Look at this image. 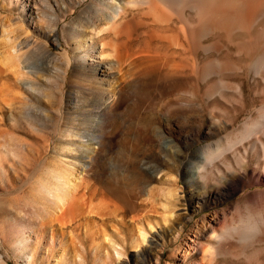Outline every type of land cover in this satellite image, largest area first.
Returning <instances> with one entry per match:
<instances>
[{
	"label": "rangeland",
	"instance_id": "rangeland-1",
	"mask_svg": "<svg viewBox=\"0 0 264 264\" xmlns=\"http://www.w3.org/2000/svg\"><path fill=\"white\" fill-rule=\"evenodd\" d=\"M25 1L0 0V69L6 67L3 63L7 65L8 39L19 38L20 30L17 26L20 24V27L26 30L32 40H35L36 43H38L37 41L42 42L48 51L58 55L59 58L63 52L62 48H68L71 62L63 89L67 90L70 84H73L72 88H74L77 83H80V80L76 74L70 73V65L73 63V56H78V52L72 51L71 44L66 42L61 34V44L52 43L54 35H51L48 26L43 24L44 29L34 28L22 12ZM40 1L37 0L36 4L38 5ZM44 1L51 2L53 6L57 5L58 16L71 4L68 20L79 10H83L82 15L90 13L89 8H86L85 11L83 9L84 4L90 0L81 3H76L78 0ZM183 1L185 2V0ZM189 1H192L190 5H188L190 2L180 3L183 4L182 8L179 6L180 4L177 7L174 4L169 6L165 3L166 6H164L158 0H140L138 2L137 0H127L128 8H130L126 14L128 16H124L123 21L121 20L117 26L118 28L124 26L127 21L130 26L128 23L129 28L126 24L125 27L119 29L116 26L115 33L111 38L112 40L117 39L114 42H120L119 45L122 47L119 48L117 44L118 49L116 47L115 55L123 57V54L116 53L128 51L125 55L130 56L129 60L125 56L123 58L120 56V59L116 57L115 65L117 62L118 65L121 63L120 61H123L121 66L118 65V68H114L115 71L117 69L118 75L116 73L113 76L108 74L102 85L94 83L96 90L94 95L98 93L96 87H104L116 79L120 83L123 82L122 87L126 94L129 93V99L116 108L117 114L114 112L115 114L110 116L108 125L103 123L104 121H97L98 123L91 121L87 125L89 130L108 127L109 135L114 136L116 142L110 151H99L95 162H85L83 168L82 164L69 159V161H74L76 166L70 177H75L74 180L76 179L75 181L78 182L81 179L84 180L81 182L82 186L80 185L78 193L75 196L70 193L71 196L67 195V198L69 196L70 199H73L77 195L81 199H86H82L81 205L84 208L79 215H75L73 212H68L69 214L66 213L65 216L58 215L55 219L56 223L54 219L52 222L49 221L52 215L46 213L44 237L41 238L42 241L40 240L42 244L37 246L33 264H75L74 259L76 264H79V257H75L80 249L79 240L87 248V257H92L91 252L94 247L98 250L97 254H103L106 248H109L108 251L112 253V245L115 243L124 245L125 250L118 260L125 259L124 264H141V255L148 247L149 242L147 244L141 242L139 246H136L140 240V229L147 232L146 236L149 239L151 236L163 235V239L159 240L164 243V247L162 249L157 247L155 254L149 255L144 264H183L181 258L183 253H186L185 250L183 252L185 248L183 240L179 239L174 244H170L173 230H178L179 223L183 221L182 218H176V214L190 217L184 230L185 233L182 235V238L185 239L194 234L193 231L197 225L204 224L215 214L218 216V221L214 224L213 229L217 232L227 226H236L248 214L255 212L260 206L259 202L263 201L264 124L257 128L258 130L256 129V132L253 133L255 135L252 134L245 138L246 140L242 139V142L232 143L231 146H228L227 143L231 139L235 142L243 126L259 119L260 111L264 109V63L259 66L253 63L254 59L264 50V0H224L229 1L227 5H233L230 8L224 5L223 0H221V7L220 3L219 6L216 4L218 2L216 0H214L216 3L212 0V2L203 0L206 3L201 2L202 0ZM75 3L76 6L73 7L72 4ZM142 3L144 4L142 5ZM152 3L153 7L150 11ZM197 3H205L204 6H206L200 8L201 4ZM210 3L215 4L214 7L209 6L212 5ZM185 4L187 5L184 6ZM155 5L160 9V13ZM163 7H165L164 10ZM172 7H177V9H172ZM237 7L240 9L238 10ZM135 8H139L138 11ZM234 9L235 12H238L237 19L234 17L219 18V14L222 15L220 11L229 13ZM215 11L220 13H215ZM163 12L164 14H161ZM157 13L162 15L160 16L164 18V21L162 18L161 21L158 20L160 16L156 15ZM165 13L168 14V17ZM58 16L57 22L53 23V28L57 26V29L62 31L63 23H66V20ZM117 32L121 34L115 35ZM7 36L8 38H6ZM140 52H147V54L145 53L147 56L137 58L136 55L139 56ZM131 54L133 55L131 56ZM147 58L145 63L144 60ZM151 58L153 59L150 60ZM42 59L37 62L44 61L38 64L39 70H41L39 72H43L44 75V72L47 74L49 71L42 65L48 60L47 57ZM92 59L97 60L96 57ZM165 62V66L160 65ZM49 67L51 66L49 65ZM129 67L134 69L130 70ZM138 68L140 71H145L141 72L143 75L139 73L140 71L138 72ZM146 69L148 70L146 71ZM119 70L122 71L119 72ZM124 71L127 75L123 74ZM5 72H0V75L5 76ZM130 75L134 79L129 77ZM115 76H118V79ZM110 77H112L111 81ZM2 80L3 78H0V83ZM108 81L110 82L108 83ZM46 89L48 93L46 90L43 98L49 97L57 102L56 87L47 85ZM52 94L54 95L52 96ZM4 121H0V131H5V134L4 131L0 132V142L6 138L8 131L11 133L7 127V121ZM98 126L100 127L98 128ZM103 126L104 128H102ZM53 127L49 125L48 130L45 129L47 131L44 133L46 138L51 141L55 138ZM157 130L162 135L161 144L157 142L155 136ZM48 131L50 132L48 133ZM14 133L17 136L19 134L21 138H30L23 132L12 129V134ZM37 141L40 146L41 139ZM219 147L225 150L218 153ZM1 149L0 155H2ZM22 151L25 152H21V156L25 153L29 156V158L26 155L25 158L23 157L25 162H28L24 167L26 172L19 169L20 172H15V175L9 168L8 173H11H7L6 178L0 177V253L5 264H30L28 245L23 248L22 252L17 246H19L21 238L26 237V234H30V237H27L26 240L23 239L24 242L32 245L36 240L37 228L33 231L30 230V227V229L28 227L23 229L22 224L25 223V220L22 222L23 220L20 221L18 217L14 218L7 212L13 211L11 207L20 203L22 196L24 197L25 193L27 194L31 191L30 189L36 186L32 180L37 175H41L40 169L52 162L49 152L39 150L40 152L36 154L37 157L31 158V152L28 153L25 149ZM201 152H204L207 157L209 155L210 158L212 157L210 164L209 162L205 164L206 168L203 169L204 187L192 180L193 178L187 179L183 173L186 164H200L198 155ZM33 160L34 162H32ZM31 163H34V166ZM27 170H29V174ZM146 171L149 175L146 174ZM229 181H234L237 189L223 190V184H227ZM30 182L33 183L29 184ZM81 193L83 195H80ZM203 193L211 194V197L206 199ZM22 211L24 210L19 211V217L24 219L27 217V213ZM35 218L34 224L37 227L39 217L38 220L37 217ZM149 226L153 227L149 228ZM9 229H12L15 234L12 241L9 237L7 239L5 236L2 237L4 231ZM51 229L53 234H58V237L55 235L53 243H50ZM60 231L63 233L61 234ZM236 233H234L235 238L232 236L230 240L226 239L221 242L222 245H225L220 246V244L219 248L217 246L212 248L213 241L208 238L211 235L209 232L200 240L202 239V244H208L211 247L205 246L194 254H185L183 262L192 264L190 259L195 257L202 260L204 264H264V233H253L251 236H247V240L241 238L245 240L244 243H241L242 240L238 239V233ZM71 236L72 239H70ZM60 237L64 240L63 243L58 240ZM249 238L251 239L248 241ZM178 245L183 247H179L181 251L177 253H175L176 250L169 249H177ZM204 249L207 250L205 252L207 256ZM172 254L176 256H174L175 259L171 256ZM113 257L117 260L115 255ZM106 260L105 262L95 261L92 257V259L87 258V263L119 264L109 259Z\"/></svg>",
	"mask_w": 264,
	"mask_h": 264
},
{
	"label": "bare ground",
	"instance_id": "bare-ground-1",
	"mask_svg": "<svg viewBox=\"0 0 264 264\" xmlns=\"http://www.w3.org/2000/svg\"><path fill=\"white\" fill-rule=\"evenodd\" d=\"M36 1L37 0H33V3H31V4H30L31 0L25 1V3L22 6V12L24 13V16L26 17L27 20H29L30 24L33 25L34 28L44 29L43 24L48 26L51 35L52 34L54 35L52 43L56 42V43L61 44V41H60V34H61V35H63L62 38H65L66 42L71 44L72 51L78 52L77 53L78 56H73V63L70 65V73L76 74L77 75L76 77H78V79L80 80V83L78 84L77 82H75V83H77V85L74 86V88H72L73 84L71 85L69 83L70 85L68 86L67 90L64 91V89H63L64 84L66 83V80H67L68 66L71 62L70 61L71 57L69 55V50L67 47L62 48L63 52L61 54V57L59 58V57H57L58 55L56 56V54H53L52 52L48 51L42 42L40 43L39 41H37L38 43H36L35 40H32V38L30 36H28L29 34H27L26 30H24L22 27H20V24L17 26L20 30L19 38H13L12 37V38L8 39L7 47H8L9 52H7L8 55L6 57L7 58V65H5L3 63V65L6 67L0 69V72L6 71L4 74L5 76H3V74L0 75V78H3V80L0 83V119L2 121H4L6 119L4 122L7 121L6 122L8 124L7 127H9L8 129L11 130V133L8 131L6 138H4L5 137L4 136L3 137L4 140L2 139L3 141L0 142V149L2 146V149H1L2 155H0V177L2 178V177L7 176V173L9 172V168H10V171L14 172L15 175H16V173L20 172L19 169L24 171L25 164L28 163V162L26 163L25 159H24L26 153H25V155L23 154L24 156L23 155L21 156V152H25V151H22L24 149L27 150L28 153L31 152L30 153L31 158L32 157L35 158L36 154L39 153L41 150H43L45 152H49L50 158L52 160V162H50V163L48 160L47 162L49 164H46L43 169L42 168L40 169V171L42 172L41 175H37L35 178H33L34 180L31 179L32 181H34L36 183V186L35 187L32 186L33 189H30L31 191L28 192L27 194L25 193L24 197L22 196L23 195V193H22V195H21L22 198L20 199L21 202L19 201L20 203H16L15 206L13 205L11 207L13 211L7 212L5 210L7 212V214H11L12 217H14V218L18 217L20 221L23 220L22 222H24V220H25V223L22 224V226H24L23 229L25 227H28V228L30 227L31 229L30 228L29 229L33 231V230H36V228H37V234L38 235L36 234V240L32 245L26 244L27 242L26 243L24 242L27 237H30L29 236L30 234H26L25 238H21V240L19 239L20 240L19 246H17L19 248V251L22 252L23 248H25L28 245L30 264H33L32 262H34V259H35V252H36L37 246L40 245V243L42 241L41 238L44 237L43 236V234L45 233L44 222H46V221H44V217H45L46 213L52 215L51 217L47 216V217H50L49 221L52 222L53 219H54V221H55V219H57L58 215L63 216L64 214H66L68 212L69 213L73 212L75 215H79V213H81V211L84 208L81 205L82 199H84V198L81 199V197H77V195H76V197H73V199L72 198L70 199L69 196L67 198V195H70V193L73 194L74 196L76 193H78V191L80 190L79 187L81 185V182L84 180V179H81V181L78 182V181H75L76 179L74 180L75 177L74 178L70 177V175H72L74 169L76 168L74 161H77L78 163L82 164V168H83V164L85 162H89V161L95 162L97 160L96 155L99 151H102V150L110 151V149L113 147L114 143L116 142L115 137L109 135L110 133L108 132V127L104 128V126H103L102 128H104V129L89 130L90 128L89 129L87 128V125H89L88 123L91 121H94L95 123L104 121L103 123H106L108 125V120L111 119L110 116L114 112L116 113V111H115V110H117L116 108L123 105L129 99V93L126 94L125 89H123L124 87H122L123 82L120 83V81H118L116 79L104 87H102V86L96 87L98 90L97 91L98 93L96 95H94V93L96 92V90L94 88L95 87L94 83H96L98 85H102V83H104L105 77L108 74H111L113 76L114 73H116V74L118 73L117 69L115 71L114 68L115 67L118 68L119 67L118 65L121 66V63L123 62V61L118 60L121 63L117 65V63H118L117 62L115 65L116 57L118 59L121 56L120 55L118 57V55L117 56L115 55L116 47H117V44H118L119 48L121 47V45H119L120 42H118V41H115V42H117V43H115L114 40H117V39L112 40L111 37L115 33L114 30H116L115 27L117 26V24L121 20L123 21L124 16H128L126 14H127V11L130 10V8H128L129 5H128L127 0L126 1L125 0H90L89 2L84 4V7H83L84 11L86 8H89L90 13H88L86 15V13L84 12L85 15H82L81 13L83 12V10H79L78 12L75 13L74 16H71L70 19L68 20L67 16L71 13V9L69 8L71 5L70 4L68 6V8L65 9L63 11V13L60 15L62 19L66 20V23H63L62 31L57 29V26L53 28V23H56L58 20V18H57L58 15L56 12V11H58L57 5L55 4V6H53V4L51 2L46 3L44 0H41L37 5ZM84 1H86V0H78L76 3H81ZM138 1H140V0H137V2ZM142 1H145V0H142ZM158 1H159V3L160 2L163 3L164 6H166L165 3H167V5H169V6L171 4H174L177 7L180 3L184 2L183 0H158ZM208 1H211V0H208ZM212 1H214V0H212ZM216 1H218V2L216 3L214 1V3H216L217 5L220 3V7H221L222 6L221 0L220 1L216 0ZM251 1H253V0H251ZM191 2L192 1H189V0H188V2H186V0H185L184 3H189L188 5H190ZM201 2H205V1L202 0ZM226 2L227 1H224V5H227L229 1L227 3ZM239 2H241V1H239ZM76 3L72 4L73 7L76 6ZM144 3H142V5ZM153 3H155V2H153ZM153 3L150 6L151 7L150 11L153 7ZM208 3H207V6H208ZM241 3H243V2H241ZM197 4L200 5L201 3H197ZM204 4L202 3L200 8H202V6L205 7L206 5L204 6ZM210 4H212V3H210ZM238 4H240V3H238ZM261 4H263V3H261ZM186 5L187 4H185L184 6H186ZM214 5L215 4H212L209 6L214 7ZM179 6H181L183 8V4H180ZM227 6H229V5H227ZM232 6L230 5L229 8ZM234 6H236V5H234ZM255 6H256V4H255ZM77 7H80V6H77ZM131 7H133V6H131ZM155 7H156V5H155ZM159 7H161V6H159ZM177 7H172V9L173 8L177 9ZM197 7H199V6H197ZM164 8L165 7H163L162 9L164 10ZM167 8H169V7H167ZM225 8H228V7H225ZM138 9H136V10L138 11ZM239 9H240V7L238 8V10ZM158 10L160 13V9H158ZM180 10H181V8H180ZM222 11H220L222 13V15L219 14V18H222V19L223 18L227 19L229 17L236 18L237 14H238V12H235L236 11L235 9L233 11H229V13H226L227 11L223 13ZM132 12H133V10L131 11V14L133 15ZM156 12H154V13H156ZM216 12H219V11H215V13ZM167 13H168V11H167ZM167 13H165L166 16L168 15ZM161 14H164V12ZM161 14L158 15V13H157L156 15L160 16ZM132 15H130V16H132ZM60 16H58V17H60ZM161 16L158 20L161 21V18H162V21H164V18ZM240 17H242V16H240ZM216 18H218V17H216ZM125 20H124V23L126 22ZM158 20H157V22H159ZM127 23H128V21H127ZM127 23H125V24L127 25ZM125 24H124V26L122 24H119V25H122V26H119V28L125 27L126 26ZM129 26H130V24H129ZM129 26H128V28H129ZM131 26H132V24H131ZM116 28H118V26ZM122 28H121V30H122ZM206 28H208V27H206ZM118 33L121 34L120 32H117V34H115V35H118ZM127 33H125V34L127 35ZM6 38H8V36ZM161 39H162V36H161ZM175 40H176V38H175ZM45 43H47V42H45ZM118 47H117V49H118ZM127 52L125 51V53H122V51H121V53L117 52L116 54H123L125 56V58L128 59L130 56L127 57L128 55H125ZM143 52H140V55L138 54L139 56H137L136 53H134V54L136 55L137 58H139V57L145 58L147 56L146 55L147 52H145L146 54ZM163 52H165V51H163ZM150 53H151V50H150ZM154 54H157V53H154ZM159 54H158V56H159ZM132 55L133 54H131V56ZM113 56H115V57H113ZM45 57H47L48 61L45 62L42 66L44 69L48 70L49 72L47 74H46V72H44L45 74L43 75V72L40 73L41 70H39L38 64H40L41 62H44V61H41L39 63V62H37V60H39V59L43 60L42 58H45ZM87 57H90V58H87ZM93 57H96L97 60H93L92 59ZM123 57L121 56V58H123ZM113 58H114V60H113ZM152 59L153 58H151L150 60H152ZM157 59H159V58H157ZM157 59H155V60H157ZM147 60H148V58L146 60H144L145 63ZM85 62H88V63L86 64ZM126 62H128V61H126ZM137 62H139V61H137ZM174 62H176V61H174ZM128 63H131V62H128ZM253 63L257 66L264 63V50L257 58L254 59ZM124 64H125V62H124ZM164 64H166V62L160 63V65H164ZM49 65L51 67H49ZM153 66H155V65H153ZM124 68H125V66H124ZM139 68H138V72L140 71ZM142 68H144V67H142ZM129 69H130V67H129ZM133 69H130V70H133ZM147 70L148 69H146V71ZM121 71L119 70V72H121ZM142 71H140L139 73L141 74ZM144 72L145 71H143V73ZM123 74H125V71ZM130 74H131V72H130ZM140 74H138V75H140ZM125 75H127V74H125ZM141 75H143V74H141ZM117 77L118 76H115V78H117ZM129 77H133V76L130 75ZM129 77H128V79H129ZM111 78L112 77H110V81H111ZM74 79H75V77H74ZM78 79H76V80H78ZM119 79H120V77H119ZM132 79H134V77ZM110 81H108V83ZM133 83L135 84V82H133ZM47 85L48 86L53 85L54 87H56V92H57V96H58L57 102H54L53 101L54 99L52 100L49 97L46 99L43 98V96L45 95L46 90H47L46 89ZM52 89H53V87H52ZM47 93H48V90H47ZM53 95L54 94H52V96ZM118 109L120 110V108H118ZM258 110H260V109H258ZM259 116H260V118L254 122L252 121V123L249 122L248 124H245L246 123L245 122L244 123L245 125L243 124L244 126H243L242 131H240L239 135H237L238 137H237L236 141L234 142L231 139L230 141H228L227 145L231 146L232 143H238V142L240 143V142H242L241 141L242 139H245V138L252 136V134L256 132V129L261 127L264 124V109H261ZM176 117H177V115H176ZM49 125L54 126L53 128H54L55 138L53 141L46 138V136L44 134L45 131L48 130L47 127ZM99 127L100 126H98V128ZM11 128L13 130L16 129L17 131L23 132L24 134L28 135L30 138L25 139L23 137L22 138L19 137V134H18V136L15 135V133L12 134ZM45 129H47V130H45ZM2 131H4V130H2ZM2 131H0V132L2 133ZM49 132L50 131H48V133ZM4 134H5V131H4ZM253 135H255V134H253ZM155 136H156L157 142L159 144H161L160 142L162 139V135L158 132V130H157V135H155ZM38 139H41V142L39 141L41 143L40 146H38V144H37ZM168 147H170V146H168ZM219 148L217 149V150H219L218 153L225 150L224 148H222V149L221 148L219 149ZM42 153H44V152H42ZM26 156H28V154ZM198 156L200 157V164H196V163L195 164L189 163L190 165L186 164L185 170L183 173L185 176H187V179L193 178L192 180L199 183V185L201 187H204L205 186V174L203 172L204 171L203 169L205 167V164H207L208 162L210 164L212 157L210 158L209 157L210 155L207 157V155H205L204 152H201L200 155H198ZM28 158H29V156H28ZM69 159H73L74 163L71 160L69 161ZM32 162H34V160ZM31 164H33V166H34V163H31ZM189 168H191V169H189ZM76 170H78V169H76ZM27 171L29 174V170H27ZM24 172H26V171H24ZM10 173H8V174H10ZM146 174L149 175V173H147V171H146ZM239 174H238V176H239ZM24 175H26V174H24ZM263 175H264V170H263ZM73 176H75V175H73ZM240 176L243 177V175H241V174H240ZM32 183L30 182L29 184H32ZM29 187H31V186H29ZM230 189H233V190L237 189L236 185L234 184V181H229V182H227V184H223V190L228 191ZM80 195H83V193H81ZM204 197L206 199H208L209 197H211V194L205 193ZM84 200H86V199H84ZM15 202H18V201H15ZM259 203H260V206L257 207L258 209L255 212L248 214L241 221V223L236 225V226H227V227L223 228L220 232H217L216 230L213 229L214 224H216L218 221V216L215 214V215H212V217L210 219H207L206 222H204V224L197 225L196 229L193 231L194 234L191 236H187L185 239L182 238V235L185 233L184 230L186 229V226L188 225L190 217H187V216H184L181 214H176V218H182L183 221L179 223L180 227L178 230H176V229L173 230V235L170 238V244L171 243L174 244V242L178 241L179 239L180 240L182 239L183 240L182 242H184L183 245H185L183 252H184V250L186 251V253L184 252L182 255L184 257L185 254L186 255L194 254V253L198 252L200 248H203L205 246H208L207 248H210L211 246H212V248H215L214 246L218 247L220 244H221L220 246H223L225 244L222 245L221 242H223L226 239L230 240V237H232V236H233V238H235L234 233H236V232L238 233V239L240 238V240H242L243 238H246V240H247V238H248L247 236H251L253 233L263 234L264 233V199H263V201L261 200V202H259ZM133 208H134V206H133ZM196 209H195V211H196ZM1 210H4V209H1ZM20 210H24L22 212L27 213L26 218L23 219V218L19 217L20 216V213H19ZM139 216L141 217V214ZM35 217H37V220L39 217L37 227L34 224L36 222ZM77 217H79V216H77ZM165 218H164V220H165ZM45 219H46V217H45ZM58 222H60V220H58ZM55 223H56V221H55ZM58 224H60V223H58ZM63 224H65V222H63ZM63 224H60V225H63ZM53 225H54V223H53ZM150 227H153V226H149V228ZM26 231H27V229H26ZM24 232L25 231H23V233ZM209 232H211V235L208 238H210V240L213 241L211 246L208 244H204V243L202 244L201 243L202 239L200 240L201 237H204ZM60 233H61V231H60ZM146 233L144 232V230H141V229L139 230L140 240L136 244V246H139V244H141V242H144L146 244L149 242L148 247L144 250V253L141 255V257H142V259L140 260L141 264L145 263V261L147 260V257L149 255L155 254L154 252L157 251V247H160L161 249L164 247V243H161L159 240L160 238L163 239V235L151 236V239H149V238H147ZM14 235L15 234H14L13 230L9 229L8 231H6V230L4 231L2 237L5 236L6 239L9 237L11 239L10 241H12V238ZM55 235L57 236L58 234L57 233L53 234L52 229H51V231H50V239H51L50 243L54 242V240L56 238ZM72 236H74V235H72ZM72 236L70 239H72ZM233 238H231V239L233 240ZM23 239H25V240H23ZM28 239H30V238H28ZM250 239L251 238H249L248 241ZM58 240L60 241V243L64 242V240L61 237H60V239L58 238ZM240 240H238V241H240ZM243 241L245 242V240H242L241 243H244ZM70 242L74 244V242H72V241H70ZM29 243H31V242H29ZM179 245L177 246V249H175V248H169V249H171V251L176 250L175 253H177L178 251H181V248H179V247H181L182 245L181 246H179ZM79 246H80V249H78L79 252L75 254V257H77V258L79 257V264H88L87 258L92 259V257L95 259V261H102V262L104 261L105 262L106 259H109L110 261L112 260V261L118 262L119 264L125 263V259H123V258L121 260H118L121 257L120 255H123V253H125V250L123 247L124 245L122 246V245L113 243L112 253H110L108 251L109 248L108 249L106 248V249H104L103 254L102 253L97 254L98 250H97V248L94 247V250L91 252L92 257H87L88 256L87 248L80 240H79ZM206 251L207 250L204 249V253ZM208 251H209V249H208ZM216 251H218V250L216 249ZM113 255L116 256L117 260L114 259ZM205 255L207 256V253H205ZM210 255H211V253H210ZM171 256L174 258L175 255L172 254ZM183 257L181 258V262L183 264H185L183 262ZM190 261L192 264H204L202 262V260L197 259L195 257H191ZM74 262L76 264L75 259H74ZM0 264H5L3 259H2L1 253H0Z\"/></svg>",
	"mask_w": 264,
	"mask_h": 264
}]
</instances>
